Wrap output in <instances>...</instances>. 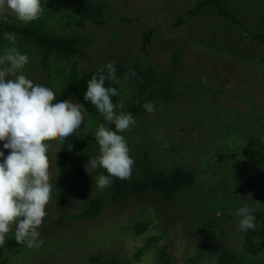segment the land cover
<instances>
[{
    "label": "rangeland",
    "instance_id": "obj_1",
    "mask_svg": "<svg viewBox=\"0 0 264 264\" xmlns=\"http://www.w3.org/2000/svg\"><path fill=\"white\" fill-rule=\"evenodd\" d=\"M199 1L108 0L112 18L108 25L89 24L81 31L89 43L84 47L87 57L79 64V69L87 72L109 62L132 66L138 60L161 79L173 78L171 97L154 102L152 114L132 115L136 125L120 134L129 155L134 153L131 174L143 163L147 148L159 170L184 167L195 171L196 186L178 201L149 195L109 205L95 219L77 217L88 201L104 193L83 180L62 176L55 164L64 151L71 153L74 165L82 167L81 155L86 148L92 155L99 154L94 138L100 123L90 125L83 109L81 126L48 147L53 188L38 229V241L43 243L33 248L25 244L20 254L10 261L2 259L0 264H99L91 260L99 253L106 258L116 256L124 264H161L163 246L169 247L173 264H190L188 259L202 248L212 230L242 260L264 263L260 227L242 231L237 215L238 209L247 205L253 209L256 222L264 224V186L251 182L264 179L260 174L264 165L258 162L259 130L253 131L255 135L244 133L264 116V43L252 36L256 31L264 32V0H229L241 25L221 17L215 9L192 15ZM150 29L154 34L146 53L143 37ZM28 58L22 73L34 85L44 86L46 71L32 66ZM63 63L71 67L68 61ZM125 98L128 102L130 95ZM117 111L129 113L126 106ZM101 122L107 126L103 116ZM108 126L114 130V125ZM248 136H254L253 140ZM174 144L179 151L171 150ZM1 151L8 155L3 145ZM91 171L98 173L97 169ZM63 216L69 219L60 221ZM147 220L151 221L148 232L135 236L130 227ZM11 227L5 243L15 232V224ZM154 236L163 239L140 261L135 260L137 250Z\"/></svg>",
    "mask_w": 264,
    "mask_h": 264
},
{
    "label": "trees",
    "instance_id": "obj_2",
    "mask_svg": "<svg viewBox=\"0 0 264 264\" xmlns=\"http://www.w3.org/2000/svg\"><path fill=\"white\" fill-rule=\"evenodd\" d=\"M108 6V0H46V2L41 0L43 11L38 19L24 23L14 16L12 20L9 19L7 22L0 23V55L3 54L6 47L15 46L19 52L30 56L32 66H40L46 71L47 78L43 85L55 91L56 96L53 102L75 100L82 104L88 123L92 126L102 123V115L90 101L84 100V93L87 90V82L93 75L98 77L100 69L87 72L79 69L80 60L87 57L84 47L89 43L87 39H84L81 31L87 28L89 24L108 25V20L112 19L108 14ZM229 6V0H200L191 13L196 15L202 13L206 8L215 9L219 11L221 17L233 24L241 25ZM182 22L180 19L179 23ZM4 32L16 34L14 45L4 38ZM153 34L152 29L144 33L143 51L146 53L149 52ZM252 36L255 40L264 43V32L256 31L253 32ZM64 61H68L71 67L66 66ZM177 61V56H174L175 65ZM114 66L119 83L106 80L105 87H114L118 90L119 94L111 97L112 102L115 105L123 104L132 115H141L146 112L142 107L143 103L169 99L174 93L173 78L161 79L157 72L145 65L144 61L137 60L132 66L114 62ZM133 71L136 73L134 76L131 75ZM104 74H107L106 71ZM127 94L130 95L128 102L125 100ZM260 121L253 125L255 127L253 130V126L251 128L247 126L249 128H246L244 133L253 134L255 129L259 130L257 131L259 133L258 151H260L258 162L264 165V116L261 117ZM248 138L252 141L254 136H248ZM52 142L53 140H50L45 143L49 147ZM3 144L4 141H0V151ZM157 145H159L158 142ZM89 149L86 148L81 155L85 165L99 155H92L91 149ZM7 150L9 154L11 150ZM171 150L179 151L176 144L172 146ZM47 155L50 156L49 148ZM133 155L134 153L130 152L129 156L132 157ZM70 156L69 151H64L55 161L62 176L83 180L90 184L94 190H99L96 181L100 174L108 176L106 169L98 167V173L92 171L88 173L85 166L74 165ZM142 157H144L143 163L136 165L137 170L131 174L129 179L121 180L110 177L112 183L103 189V195L88 201L86 207L77 217L95 219L109 205L114 206L134 199H144L149 195L168 202L178 201L184 192L189 191L198 182V174L184 167H175L169 172L159 170L156 165L152 164L147 148H145ZM260 174L264 175V171H261ZM251 182L255 185L262 183L264 186V179L261 178ZM66 218L69 219V217L63 216L60 221H64ZM150 226L151 221L147 220L137 222L130 229L135 236H141L148 232ZM214 231L212 230L206 235L205 244L188 259L190 264H201L205 261H212L215 264H264L242 260L238 253L225 245L221 237ZM259 233L264 238V227H260ZM162 239L163 236H154L148 239V242L137 250L135 260L140 261L141 256L153 249ZM24 246L25 244L16 242L14 234L11 235L7 238L6 243L0 246V260H12L23 251ZM159 258L161 264H173L168 246L160 248ZM91 260L99 264H124L116 256L106 258L103 253L95 255Z\"/></svg>",
    "mask_w": 264,
    "mask_h": 264
},
{
    "label": "clouds",
    "instance_id": "obj_3",
    "mask_svg": "<svg viewBox=\"0 0 264 264\" xmlns=\"http://www.w3.org/2000/svg\"><path fill=\"white\" fill-rule=\"evenodd\" d=\"M42 11L41 0H0V23L7 22L12 14L17 20L29 23L38 19ZM3 36L15 44V33L4 32ZM28 62V56L15 46L6 47L0 55V141H4V149L11 150L6 157L0 151V158H3L0 162V246L5 244L13 224L18 244L33 248L43 243L38 241V229L46 216L45 209L53 188L45 142L63 141L83 121L82 104L69 100L54 103L53 90L34 85L25 77L22 69ZM99 71L98 77L93 75L87 82L84 100L97 108L107 126L99 125L95 133L99 155L88 161L85 170L90 173L98 167L106 169L108 176L100 174L96 181L97 187L103 190L111 185L110 177L127 180L131 176L134 160L120 133L131 131L137 121L131 113L117 111L124 107L111 100L119 94L118 90L105 87L106 80L119 83L114 62L107 63ZM131 75L136 73L133 71ZM9 76L14 78L8 79ZM142 107L150 114L155 111L152 102H145ZM108 125H114V130ZM237 215L242 231L264 227L256 222L253 209L247 205L240 207Z\"/></svg>",
    "mask_w": 264,
    "mask_h": 264
}]
</instances>
